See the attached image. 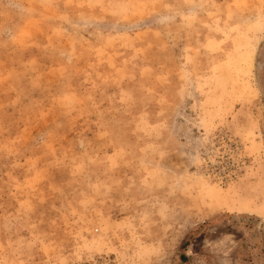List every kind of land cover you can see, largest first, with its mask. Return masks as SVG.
<instances>
[{"label": "rangeland", "instance_id": "rangeland-1", "mask_svg": "<svg viewBox=\"0 0 264 264\" xmlns=\"http://www.w3.org/2000/svg\"><path fill=\"white\" fill-rule=\"evenodd\" d=\"M264 0H0V264H264Z\"/></svg>", "mask_w": 264, "mask_h": 264}, {"label": "flooded vegetation", "instance_id": "flooded-vegetation-1", "mask_svg": "<svg viewBox=\"0 0 264 264\" xmlns=\"http://www.w3.org/2000/svg\"><path fill=\"white\" fill-rule=\"evenodd\" d=\"M262 72H263V80H264V70H262Z\"/></svg>", "mask_w": 264, "mask_h": 264}]
</instances>
